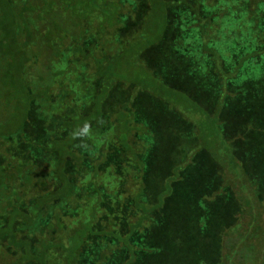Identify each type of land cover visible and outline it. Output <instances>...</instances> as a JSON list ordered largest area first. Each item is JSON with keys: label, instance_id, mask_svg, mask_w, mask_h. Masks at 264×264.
Masks as SVG:
<instances>
[{"label": "rangeland", "instance_id": "374dc122", "mask_svg": "<svg viewBox=\"0 0 264 264\" xmlns=\"http://www.w3.org/2000/svg\"><path fill=\"white\" fill-rule=\"evenodd\" d=\"M119 1L53 0L51 8L46 9L45 7V11H41L43 19H36L35 14L28 11L25 17L28 18V25L33 30V38L25 47L22 43L27 39L25 34H21L20 40L19 37H16L17 40L14 39L16 24H19V27H24L22 20H18L17 17L15 20L14 16L15 10L13 9L19 7V2L9 0L7 1L8 5L0 9V20H2L0 25L1 22H4L5 27V30L0 27V37L1 30L4 34L7 33L6 43L3 44L0 52V131L19 129L17 126L24 118L23 130L9 137L6 136L2 140L7 142L8 154L16 162L26 167L32 165L35 167L32 170L34 182L27 187L29 189L24 192L23 200L20 202L27 205L31 198L47 194L55 189L58 184V179L55 176L58 154L46 151L42 146L50 147L56 139H60L59 141L68 139L74 127L65 124L74 122L76 119L77 122L81 117L89 119L95 135L87 141V148L76 147L77 141H75L71 149L76 156L81 158V163L92 159L90 164L97 167V174L93 175L92 170L85 173L88 170L86 167L85 169H74L73 167L81 163L74 159H68L71 167L75 170L71 175L76 178L75 182L83 192L80 197L71 196L68 204L64 205V211L58 208L54 209L56 212H61L60 216L63 217L66 226L64 232L66 235L68 231L79 225L77 222L79 218L86 219L93 210H95V222L97 223L94 226L95 230L102 229L107 233L116 231L124 235L127 229L123 228L121 223L124 220L132 222L138 217L134 198L139 191L140 184L144 185L145 180L142 181V177L144 175L157 176L159 174L157 165L163 161V157L171 162L176 150H179L181 155L183 152H193L201 145L203 151L192 158V162L195 163L194 167L184 172L185 179H187L186 177L196 178L200 181V186L186 183L183 188L177 186L172 188L170 202L172 203V199L176 203L180 200L178 205L186 204L187 208L184 210L187 209V211L186 214L183 213L184 217L180 222L178 217L169 218L170 223L176 221L178 223L170 232V237L174 238L169 240L164 238L168 241V245L164 244L161 253L166 256L159 259L163 262L166 260V264H173L176 261L177 264H219V244L217 246L207 244V238L202 241L198 235L199 231L211 226L210 221L214 217L218 220L222 217L227 218L228 201L234 194L229 193L230 196H226V193H220L212 204L204 198L205 192L209 194L213 191L214 180V177L211 176L214 167L206 165L205 152L209 151L214 154V157L220 160L213 159L214 162L217 164L219 162L222 167V157L232 155L239 164V172H242V176L245 177L244 183L248 181L250 187L255 188L257 197L260 199L262 197V202H264V118H262L264 117V68L260 64L263 60L255 59L262 69L259 73L249 76L246 83L242 85L243 81L240 84L237 80L241 79L240 77L236 79L235 75L230 74L234 64L231 54H225L226 56L223 57L220 55L221 59L216 53L213 54L208 50L206 52L208 58L204 63L201 58H197L195 52L188 53V42L185 39L176 45L179 43L176 40L179 35L190 33L194 36L196 32L193 30H166L171 15L170 7L166 4L167 0H122L121 3ZM212 2L213 0L208 4H212ZM97 5L101 8L99 10L95 8L93 14L95 16L98 14V17L102 14V17L107 19V23L104 27L105 31L99 34L93 48L86 47V52L93 55V58L73 54V50L81 45L79 44L80 37L73 39L71 36L72 31L82 30L76 25L78 20L82 17L83 23H88L90 20L89 11ZM143 6L147 9L144 12L141 9ZM231 7L232 9L225 13V26L221 29V35L224 36L223 43L228 39L231 45L235 44V46L248 50L250 40L256 38L251 39L249 30L235 29L232 26V20L240 14L233 6ZM141 10L142 13H139ZM218 16H221V22L224 15L219 14ZM30 19L33 20L29 22ZM212 25L211 30L216 27L214 24ZM12 27L14 29L10 30ZM19 27L17 30H20ZM44 30H52L48 32H51L49 35L55 40V42L51 41L54 44L52 47L46 44V31ZM116 30H125V38L117 36ZM209 30H206L204 36L198 33L200 48L202 39L205 42L212 40L217 42L218 39H213L216 37H213V32ZM88 35L90 32L86 37ZM110 35L111 41L107 42L109 41L107 37ZM158 38H162L160 44L162 52L154 56L151 61H145L144 53L146 52L143 53L140 50L144 51L151 45L154 46ZM74 40L78 42L75 44ZM116 41H123L125 44L119 46ZM106 46H108V53L103 49ZM81 47L83 48V46ZM209 47L211 46L209 45ZM51 49H58L57 55H54ZM211 54L215 57L214 59L210 56ZM241 61L239 60V63ZM158 62L163 66H169L168 71L174 73L183 83L180 85L171 82L166 76L157 73L162 67L157 65ZM254 63L253 57L243 60L240 65L245 70ZM20 64H24L22 72L17 71ZM99 67L102 69L103 77H101L100 71H98L99 74H96ZM220 73H222V80L218 81ZM241 76L245 78L243 74ZM229 77L232 82L240 85V90L224 89L223 81ZM164 79L166 80L164 81ZM21 81L25 87L20 84ZM117 83L124 86L128 84L136 86L139 90L137 94L144 92L140 89L145 90L146 88L154 101L148 98L149 102H147L146 99L137 95L136 103L131 107L130 114L123 118L122 123L117 117V113L122 109L118 106V110L114 114L112 113L106 122L98 126L95 121L98 116L95 111V107L98 106L96 104L99 100L104 99L106 87L109 88L108 92L110 89L114 91L120 87ZM231 85L233 84L231 83ZM34 95L37 96L33 98ZM159 96L169 100L171 105L182 112L184 118L172 113L166 115L157 104ZM221 99L223 101L221 114H215L214 110L217 104L214 101ZM27 103L28 106L31 104L28 109ZM101 103L103 105L104 102ZM120 105L125 106L124 104ZM170 108L172 107L170 106ZM117 123L122 128L125 126L124 129L132 127L128 139L134 150L140 149L145 142L140 135L147 136L149 142L147 153H140L136 157L137 171L133 168L131 155H127L119 148V136L115 129ZM26 126L30 127L25 128ZM195 127L198 128L197 134L196 131L195 134L193 133ZM238 133H241L243 138L240 139L237 136ZM201 134H203L202 140L199 137ZM236 147L237 154L234 151ZM157 153L160 157L158 160ZM110 154H113V157L110 158ZM226 156V168H230L229 158ZM5 160L4 156H0V165L5 163ZM9 160L11 159L9 158ZM150 162H157L156 165L151 164L152 173L149 166H146L147 169L149 167L147 171L145 168V165ZM166 166L169 168V163H166ZM118 171L120 173H117ZM218 171L219 168L215 167V172ZM160 172L161 182L172 177V173H167L166 170L161 169ZM12 177L9 176L6 180H12ZM12 187L9 186L7 190L11 191ZM93 187L100 190L102 195H100L101 193L94 194ZM19 188L21 189V187ZM13 189H16V186ZM240 189L243 192L245 190L244 186H241ZM2 192L6 194V191ZM146 193L150 199L142 201L145 206L149 207L153 202V193H150L149 189L146 190ZM212 196L207 197L213 200ZM254 206L256 209V205ZM191 208L198 211L204 208H214V211L201 214L196 210L192 211ZM178 210L184 211L182 206ZM168 213L170 214V212ZM164 217L162 215L160 219ZM4 218L5 214L1 213L0 222ZM193 226H195L194 230ZM78 229L73 230L75 232L70 234L71 236L63 234V238L60 239V245L63 247L59 246L61 250L63 249L66 264H69L68 255L76 245L78 246L77 255L72 264H85L83 263L84 257L92 259V253H88V251L93 246L95 247L92 251L94 257L101 255L102 251L106 254H110L116 249L119 251V246L111 242L109 236L104 235L86 238V243L83 242L79 247L81 240L78 239L75 242ZM175 230H177L176 233ZM136 231L137 234H140L143 227ZM155 236V234L145 235L150 238ZM136 237H140V235ZM175 240L176 246L169 244V241ZM261 243L262 240L254 241L246 247V251L244 250L246 264H256L259 261L257 259L260 258L259 254L263 250ZM138 250L146 252L140 248ZM153 260L157 261L156 257ZM2 262L7 264L9 261L7 258H3L0 260V263ZM61 262H64L63 258H61ZM115 264L120 263L115 262Z\"/></svg>", "mask_w": 264, "mask_h": 264}, {"label": "trees", "instance_id": "16d2710c", "mask_svg": "<svg viewBox=\"0 0 264 264\" xmlns=\"http://www.w3.org/2000/svg\"><path fill=\"white\" fill-rule=\"evenodd\" d=\"M7 1L9 0H0V9H2V7H4L5 5H8L9 2L7 3ZM17 1L19 2V7L13 9L15 10V20L16 17L18 18V20H22V26L24 27H19V24H16V28L14 30V39L17 40L18 38L16 37H19L20 40L21 34H25L27 39L22 42L24 43L23 45L25 47V45L28 46V43L33 38V30H31L30 26L28 25V18L25 17L26 13L28 11L33 12L36 16V19H43L41 11H45V7L46 9L51 8L53 0ZM210 1L212 0H167L166 4L170 7L171 15L166 30H193V32H196L194 36H192V34L190 33H183L182 36L179 35L176 39L179 43H176V45L182 43L185 39V41L188 42V53L195 52L198 56L197 58H201L204 63L208 58V55H206V52L208 50L213 54L216 53L218 57L220 55L223 57L226 56L225 54H231L234 60V64L232 66L233 71H230V74L235 75L236 79L237 77H240L241 79L237 80L240 82V84L243 81L242 85H244L246 83V79L249 76H251L253 73H259L262 69V67L258 66V62H256L255 59L261 58L263 62H261L260 64H262L264 68V0H213L212 4H208ZM119 2L121 3L122 0H120ZM227 5H229V8H227ZM230 5L234 7L236 12L239 11L238 13L240 14V16L237 15L232 20V26H234L235 29L239 28L241 30H249L251 39L256 38L255 40H250L248 44V50H244L240 46H235V44L231 45L228 39L223 43L224 36L221 35V29L225 26V13L228 10L230 11V9H232ZM95 8L99 10L101 6L97 5L96 7H92L90 9V20L88 23H83L82 17L78 20V23L76 25L83 31H72L71 36L73 37V39H75V37H80L79 44L83 46V48L81 46H78L77 49H74L73 54L84 55L85 58H93V55H90L89 52H86V47L91 46V48H93L99 34H102L105 31L104 27L107 23V19L103 18L102 14L99 17L98 14H96V16L93 14V12H95L96 10ZM141 9L143 10V12L147 10L144 6L141 7ZM142 10L139 11V13H142ZM219 14L224 15L221 22V16L219 17ZM216 16L218 17L216 18ZM32 20L33 19H30L29 22ZM212 24L216 26L213 28V30H211V27H213ZM0 27L5 30L4 22H1ZM18 27L20 28V30H17ZM12 29L14 28L12 27L10 30ZM3 30H1L2 35L0 37V52L3 44L6 43L5 36L7 35V33L4 34ZM206 30L212 31L213 37H216L213 39L218 40L215 43L214 40L205 42L202 39V46L200 48V43L198 42L200 40V36L198 35V33H201V35L204 36V34L207 32ZM44 31H46V44H49V47H52L54 45L52 44V42H55V40L52 36L49 35L51 32L48 33L52 30ZM89 32L90 35L86 37ZM124 32L125 30H116L117 36H123L125 38L126 34ZM107 39L109 40L107 42H110L111 35L108 36ZM127 39L124 41L125 43ZM157 40L158 41L154 44V46L151 45L152 47L150 46L149 49H145L144 51L140 50V52H146L144 53L145 61H151L152 59H154V56L162 52L163 49L160 45L162 38H158ZM76 42L78 41L74 40L75 44ZM116 42L119 43V46L121 44H125L123 41ZM117 43L114 42V44L116 45ZM190 45H192V48H190ZM209 45L211 47H209ZM102 46H104V44ZM107 47L108 46L103 48L106 53L109 52ZM51 50L54 55H57L56 51L58 49ZM220 52L222 53L220 54ZM210 56L212 57V59L215 58L212 54ZM253 57L255 62L253 65L248 66V68H246L245 70L241 68L240 64L243 60L245 61ZM239 60L242 61L239 63ZM23 65L24 64H20L17 71L22 72L24 68ZM157 65L162 66L159 68L160 72L157 73L162 74V76L164 77L166 76V78L171 82H176L180 85L183 83L182 80L178 79L174 73L168 71V68H170L169 66H163V64H159V62ZM101 70L102 69L99 67L96 74H99L98 71H100V74L102 75L101 77H103V73L101 72ZM216 73L218 74L217 70ZM242 74L245 78L241 76ZM218 77V81L222 80V73H220ZM165 80L166 79H164V81ZM223 83L224 89H229L231 91L240 90V85L232 82L230 77L226 81H223ZM231 83L233 85H231ZM20 84L25 87L22 81L20 82ZM117 84L120 85V87L114 91H111L110 89L108 92L109 88L106 87L104 99L97 102L96 105L98 106L95 107V111L98 116L95 121H97L98 119H102L104 122H106L112 115V113L114 114V112L118 110L117 107L119 106L123 110H119V112L117 113V117L118 120L122 123L123 118H126V116L130 114L131 107L136 103L137 95H140V98L146 99L147 102H149L148 98L154 101L151 97L150 92H147L146 88L145 90L140 89V91L144 92L137 94L139 90L136 86L132 84H128L125 86L119 83ZM36 96L37 95H34L33 98ZM159 97L160 98H157V104L160 108L163 109L162 111L166 115L168 113H172L184 118L182 112L174 105H171V102L169 100L163 98L162 96ZM158 101L160 102L158 103ZM101 102H104L103 105ZM28 103L26 105L27 109L30 108L32 102L29 106ZM214 103L217 104L214 110L215 114H221L223 108L222 99L217 100L216 102L214 101ZM120 104H124L125 106H121ZM153 104L151 105L152 107ZM169 104L172 108H170ZM101 105L104 107V109H102L103 107ZM203 108L205 107L203 106ZM80 119L77 122L76 119L74 122H70L69 124L66 123L65 125L76 128L77 126H82L85 121H89V119H85L84 117H81ZM24 123L25 121L23 118L17 126L19 129L9 131L6 130L4 132L0 131V156H4V158L6 159L5 163L1 164L3 166L0 165V214H5L4 220L0 222V260L3 258H7V261H9L7 264H66V257L64 258L63 256V249H60L61 247H63L60 245V239L63 238L62 235L66 230V226L64 224L63 217L60 216L61 212H56L54 211V209L58 208L61 211H64V205L68 204L71 196H81L83 190L75 182L76 178L71 175V173H74L75 168L85 169L86 167L88 170H86L85 173L92 170L93 175H96L97 167L90 164V161H93L92 159H90L86 163H81V158L76 156L71 149L75 142V140H73L71 136L68 139H62L64 141H59L60 139H56L53 141L52 146H42V148H44L46 151L56 152L58 154L55 172V176L58 179V184H56L55 189L51 190L47 194L31 198L27 205L22 204V202L20 201L23 200L24 192L28 190L29 188L27 187L31 186L32 182H34L32 170H34L35 167L33 165L26 167L16 162V160L8 154V147L6 146L7 142L5 143V141H3L2 139L6 136L9 137L17 133L18 131L23 130L22 128L24 126ZM186 124H189V122H186ZM27 127L30 126H26L25 128ZM124 128L125 126L122 128V126L118 125V123L115 127L119 136V148L122 149L123 152L127 153V155H131V160H134L131 161L133 163L132 165L134 166L133 168L137 171L138 163H136V157L140 153H147L149 142L147 141V136L140 135L141 138H144L145 142L143 143V146L140 147V149L134 150L130 145L128 139L129 135L131 134L132 127H129V129ZM196 130H198V128L195 127L193 131L194 134ZM21 134L22 132L20 133V135ZM237 136L240 139L243 138L241 133H238ZM199 137H201V139ZM199 137L198 139L202 140L203 134H201ZM232 143L236 144L234 142ZM100 149L102 150V147ZM201 151H203L201 145L198 149H194L193 152H183L181 155L180 151L176 150L171 162L169 161V159L166 160L163 157V161L157 165V170L159 172L157 176L144 175L142 177V181L145 180L144 185L140 184L139 191L134 198L135 209H137L136 212H138V217L132 222H126V220H124L121 223L123 228L127 229V232L124 235H121L116 231H109L107 233L102 229L95 230L94 226L95 224H97L95 222V210L91 211L86 219L83 217L79 218L77 220L79 225L73 228L71 231L67 232V235H70L75 232H73V230H75L76 228L78 229L80 226L75 236V242H77L78 239L81 240L79 247L83 242L86 243L85 240L89 239V237L91 238L96 235L98 237L102 235L109 236L111 242H114L119 246V251L116 249V251L110 252V254H106L102 251L101 255L97 257H94L93 255L92 251L95 249V247L93 246L88 251V253H92V259L84 257L83 263L115 264V262H117L120 264H166V260L163 262V260L159 259L160 257L166 256V254L161 253L164 244L168 245V241H166L164 238H167L168 240L174 238L172 236L170 237V232L171 229L173 230L174 226H176V224L178 223L177 221L170 223L171 220L169 218L178 217V220L180 222L181 220H183V213L186 214L187 211V209L184 210L185 208H187L186 204L180 205L183 207L184 211L178 210V208L180 207L178 205L181 202L180 200H178V203H176L173 199L172 203L170 202L172 198V188L175 186L183 188L186 183L189 185H191L190 183H192L200 186V181L196 178L186 177L187 179H185L184 172L194 167L195 163L192 162V158L194 155H198ZM234 151L236 154L238 153L237 147ZM205 155L206 165L214 167V171L211 174V176L214 177V180L212 183L213 191L209 194L205 192L204 198H206V200L210 204H212L215 198H217L220 193H226V196H230L229 193H233L235 197L232 196V198H229L230 202L228 201L229 206L227 207V218L222 217L218 220L216 219V217H214L210 221L211 226L205 227V230H202L201 232L199 231L200 234L198 236L202 238V241L207 238V244L216 246L219 244V264H246V254L244 253L246 251V247L251 242H260V240H262L261 245L263 250L260 252V258L257 259L259 261H257L256 264H264V202H262V197L261 199L257 197L255 188L252 189L249 185L250 183L248 184V181H246L247 183H244L245 177L242 176V172H239V164L236 160H234L235 158L232 155H225L229 158L230 168H226L225 156L222 157V167L219 162L218 164L214 162L213 159L217 160V158L214 157V154L207 151V153L205 152ZM111 157H113V154H110V158ZM156 157L157 160L160 158L158 153L156 154ZM9 158L11 160H9ZM68 159H74L76 160V162H79L81 164L73 167V169L70 162H68ZM83 161H85V159ZM166 163H169V168H167ZM151 164L156 165L157 162H150L145 165V168L146 166H149L150 172L152 173ZM163 164L164 166L162 167ZM215 167L219 168V171L217 173L215 172ZM117 169L119 168L117 167ZM148 169L146 168V171ZM161 169H163L164 171L166 170L167 173H172V177H170L171 181L169 179L167 181L161 182ZM117 173L120 172L118 171ZM9 176H13L14 178L12 177V180H6V178ZM9 186H16V189H13L12 187L11 191H9L7 190ZM241 186H244V192L240 189ZM19 187H21V189ZM24 187L27 189H25ZM147 189H149L150 193H153V202L149 207L145 206L144 202L142 201L144 199H150L146 193ZM248 189L249 191L247 192ZM2 191H6V194H4V192ZM92 192H94V194L101 193L100 195H102V192L96 187H93ZM207 196H212L213 200L209 199ZM254 205H256V209H254ZM191 209L192 211L196 210L201 214H207L208 211H214V208H204L200 211L195 208ZM168 212H170V214ZM162 215L165 217L163 219H160ZM141 227H143V231L140 234H137L136 230ZM194 229L195 226H193V230ZM176 232L177 230H175V233ZM152 234H155L157 238L156 236L154 238L145 237V235L148 236ZM67 235L64 234V236ZM138 235H140V237H136ZM170 243L173 246H176V240L173 242L169 241V244ZM77 247V245L73 247V251L68 255L69 264H72L73 260L76 258ZM138 248L142 249L143 251L146 250V252H139ZM152 253L153 255H151ZM155 257L157 261L153 260L155 259ZM61 258L64 259L63 263L61 262ZM0 264H5V262H2ZM173 264H177V261Z\"/></svg>", "mask_w": 264, "mask_h": 264}, {"label": "clouds", "instance_id": "9594fccd", "mask_svg": "<svg viewBox=\"0 0 264 264\" xmlns=\"http://www.w3.org/2000/svg\"><path fill=\"white\" fill-rule=\"evenodd\" d=\"M96 123L99 126L102 125L104 121L102 119H98ZM94 135L95 133L92 130V124L89 121H85L82 126H77L70 133L71 138L77 141L75 146L80 148H87V141Z\"/></svg>", "mask_w": 264, "mask_h": 264}]
</instances>
